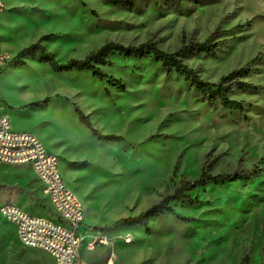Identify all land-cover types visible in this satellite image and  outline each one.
I'll return each mask as SVG.
<instances>
[{
  "label": "rangeland",
  "instance_id": "obj_1",
  "mask_svg": "<svg viewBox=\"0 0 264 264\" xmlns=\"http://www.w3.org/2000/svg\"><path fill=\"white\" fill-rule=\"evenodd\" d=\"M51 2L50 10L31 8L17 14L18 24L8 28L1 41L10 43L15 36L27 35L21 49L41 42L63 63L81 59L108 41L126 46L150 40L173 52L182 41L203 42L216 31L219 35L213 42L218 45L213 53L182 59L210 82L246 66L257 53L264 55V0H230L224 6L219 0L137 1L132 10L103 0ZM236 25L243 27L224 33ZM12 54L1 51L0 64L5 66ZM100 69L119 79L122 87H112L88 70L55 73L29 59L17 73L61 107L62 114L54 117H49L50 110L29 112V106L21 110H28L26 123L58 156L65 182L81 200L85 238L94 234L108 238V246L85 249V262L107 264L112 249L118 256L114 264H260L264 60L245 68L248 74L242 79L254 88H233L228 94L242 102V112L224 108L218 101L210 104L188 79L167 71L151 55L113 54ZM75 107L88 115L100 134L123 139L98 140L83 124L77 125ZM60 145L69 153L64 159ZM210 165L212 174L240 176L194 189L190 196L196 203L173 204L174 213L149 220L147 229L125 225L124 218L145 210L181 180H194ZM252 168L256 171L249 175ZM5 198L32 214L51 215L44 186L28 165L0 166V203ZM0 264L53 262L42 250L24 248L13 223L0 215Z\"/></svg>",
  "mask_w": 264,
  "mask_h": 264
},
{
  "label": "trees",
  "instance_id": "obj_2",
  "mask_svg": "<svg viewBox=\"0 0 264 264\" xmlns=\"http://www.w3.org/2000/svg\"><path fill=\"white\" fill-rule=\"evenodd\" d=\"M105 3L127 9H134L135 2L160 1L164 3H175L179 0H103ZM195 1V0H193ZM243 25H236L224 31L230 33L235 29L242 28ZM219 35V32H212L205 41L197 42L194 40L182 41L183 43L173 52H166L160 49L153 41H146L137 45H122L113 41H108L102 44L96 50L88 53L81 59L71 58L66 62H59L55 59L54 54L47 51L41 42H33L22 49H20L4 67L0 69V75L3 74L10 67H23L26 65V60H32L38 63L46 64L52 72L63 73L73 70H88L91 71L100 80L106 79L107 83L116 88H121L122 83L119 79L113 76H108L101 71L100 67L109 64V57L113 54H118L125 58H137L145 55H151L155 61L160 62L162 67L167 71H175L176 73L188 79L196 91H199L205 96L207 102L210 104L218 101L224 108L240 111L244 110L242 102L229 98L228 94L233 88L240 90H248L254 88V85L242 77L248 74L245 69L246 66L264 60V55L259 52L252 57L246 66L234 69L220 77L217 82H210L201 79L197 73L182 62L183 58H188L196 53L211 54L217 48L218 43L213 40ZM50 97H45L42 100L30 103L31 106H42L48 104ZM75 113L87 129H89L93 136L100 141H120L122 136L113 134H100L94 129L89 121L88 115H85L80 108L75 107ZM211 165L208 169H202L200 174L194 180H181L170 193L164 194L159 200L152 203L145 210L141 211L135 216L123 219V222L128 227H144L147 229L149 220L164 214L174 213L173 204L188 203L194 204L197 200L191 198L190 192L198 187H203L208 183H219L231 179L233 176L238 177L240 174L236 173H218L212 174L210 172ZM253 169V168H252ZM250 170L249 175H252L256 169ZM181 219V216H178ZM260 264H264V249L263 260Z\"/></svg>",
  "mask_w": 264,
  "mask_h": 264
},
{
  "label": "built area",
  "instance_id": "obj_3",
  "mask_svg": "<svg viewBox=\"0 0 264 264\" xmlns=\"http://www.w3.org/2000/svg\"><path fill=\"white\" fill-rule=\"evenodd\" d=\"M4 9V1L0 0V13ZM1 108L0 166H30L44 186L51 215L32 214L10 198L0 203V215L13 223L24 248L46 252L53 264H87L81 255L82 249L92 251L98 246H108L107 236L94 234L85 238L82 234L84 208L74 190L65 182L58 156L49 151L35 134L14 130ZM117 260V254L111 249L106 263L114 264Z\"/></svg>",
  "mask_w": 264,
  "mask_h": 264
},
{
  "label": "crops",
  "instance_id": "obj_4",
  "mask_svg": "<svg viewBox=\"0 0 264 264\" xmlns=\"http://www.w3.org/2000/svg\"><path fill=\"white\" fill-rule=\"evenodd\" d=\"M3 1L5 4V9L3 12L0 13V52L7 49L8 51H13L12 55L14 56L21 49L22 42L24 41V39L28 38L27 35L21 34L15 36L16 38H14L13 42L9 43L8 41L7 42L1 41V39L6 37L4 36V32L8 28L15 27L16 24H18V19H15L16 18L15 16L20 12H26L31 8H38L39 10L47 11L52 9L54 7V4L51 2V0H3ZM2 67L4 66L0 64V69ZM19 68L21 69L22 67ZM32 90H35L34 93L32 92ZM25 91L28 92L27 95H25L26 94ZM16 97L20 99L17 100L15 99ZM45 97L48 96H42L37 87L35 86L32 87V85L30 86V83L28 81H25L22 78H20L18 74L14 71V67L8 68L3 74L0 75V106L2 107L1 112L4 113L9 118L12 128L16 131H27L35 134L34 127L30 123H26L27 120H25L26 117L30 116L29 112H47L48 110H50L51 113L49 117H54L56 115L62 114L61 107L57 103H55L54 99L51 97L48 104L42 105L39 108L30 105V103L34 101L42 100ZM27 106L30 107L29 112L28 110H21L22 107H27ZM74 119L77 122L78 126L80 124L82 125V123L79 122L77 115H74ZM35 135L41 140V138L37 134ZM85 219H86V215H85ZM82 234L84 235V230ZM84 252H86L85 249H82L81 252L82 258ZM87 252H91V251H87Z\"/></svg>",
  "mask_w": 264,
  "mask_h": 264
},
{
  "label": "bare ground",
  "instance_id": "obj_5",
  "mask_svg": "<svg viewBox=\"0 0 264 264\" xmlns=\"http://www.w3.org/2000/svg\"><path fill=\"white\" fill-rule=\"evenodd\" d=\"M230 2V0H219V3L222 5V6H224V5H226V4H228ZM239 17H236L234 20H237ZM19 67H14V71L16 72V73H18L19 72ZM67 147H62L61 145H60V147H59V150H60V152H59V154H60V158L61 159H64V158H66V157H68L69 156V153H68V150L66 149ZM250 199H247L246 200V202H245V207H247L248 205H249V201ZM252 224V226L253 225H255V221H253V223H251ZM253 232H255V230L253 231ZM130 240H132V241H134V239H132V238H130Z\"/></svg>",
  "mask_w": 264,
  "mask_h": 264
}]
</instances>
